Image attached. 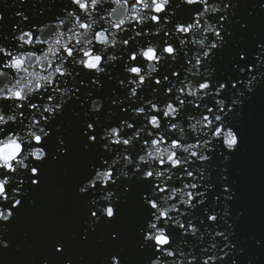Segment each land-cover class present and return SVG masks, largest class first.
I'll return each mask as SVG.
<instances>
[{"label": "clouds", "instance_id": "obj_1", "mask_svg": "<svg viewBox=\"0 0 264 264\" xmlns=\"http://www.w3.org/2000/svg\"><path fill=\"white\" fill-rule=\"evenodd\" d=\"M4 4L0 0V6L6 10ZM182 6L190 16L178 15ZM238 7V0H31L30 9L24 7L20 11L22 18L9 30L0 31V249L13 247L9 225L18 211L36 206L32 192L39 185L28 184L25 178L34 175L33 165L42 170V165L57 159L53 149L62 142L67 110L74 116L81 138L89 137L90 133L95 136L91 149L87 147L92 143L91 138L88 142L81 140V150L92 155L75 184V195L86 198L79 240L86 242L101 223L112 224L123 194L129 190L126 181L143 182L144 190L139 193L142 211L136 225L138 255H125L123 246H114L96 260L83 255L72 257L66 251L57 256L58 251H54L50 257L29 256L22 264H192L195 261V256L183 251V231L179 236H170L168 230L176 225L183 228L185 216H191L197 207L191 204L197 195L208 193L212 195L211 204H215V193L219 191L216 185L226 177L227 167H220L218 176L213 178L211 171L206 170L208 166L202 163L209 159L205 150L211 151L212 158L220 156L222 161H227L229 153L235 150V132L224 142V133L235 126L231 117L223 118L228 116L233 104L241 103L237 97L244 92L237 87L236 96L229 94L232 104L225 111L227 100L218 95L225 88V80H211L215 66L205 71L198 65L201 58L211 64L209 53L223 41L219 36L221 30L231 34L236 23L246 27L237 15ZM258 7L264 10V0H258ZM3 19L4 13L0 11V20ZM185 35L187 43L183 39ZM172 37L176 38L174 46L167 43ZM128 39L134 43L127 44ZM189 46L195 63L187 59ZM168 47H173L177 55L166 52ZM180 54L185 56L183 64L177 58ZM245 54L240 52L241 61L232 64L238 78L232 83L243 77V88L250 92L253 81L264 80V42H257L251 58L245 59ZM178 66L184 73L181 83L177 84L174 77H166L165 82L176 89L174 99L187 96L189 103L194 104L204 100L197 112L187 111L182 103L172 105L166 99L168 88L163 83L157 85L162 76L177 71ZM134 68L139 71H133ZM201 75L207 78L201 80ZM212 100L216 101L215 105ZM25 104L28 107L22 113ZM180 108H185V114L176 119ZM157 112L160 116L154 120ZM218 128L222 129L219 135ZM146 135L150 140L144 146ZM152 140L157 143L153 144ZM64 151L61 148L60 154ZM194 155L201 161L200 166H193L190 180L187 176L181 179L177 165L187 168ZM62 171L68 173L67 168ZM170 179L172 183L168 184ZM20 180L24 183H18ZM156 184L170 190L153 203L152 197L158 195L153 187ZM204 199L201 195L197 204ZM181 204L184 209L180 208ZM228 209L229 205L224 203V212L217 209L216 213L230 216ZM224 223L228 229L216 233L222 240H216V234L211 235L213 256H200L203 264L209 260L212 264L218 261L241 264L238 257L244 250L237 246L238 242L233 243V224L226 219ZM220 227L223 229V225ZM206 231L211 230L206 228ZM76 235L73 233L74 238ZM174 238L177 254L165 255L161 248L171 244ZM24 239H29L28 233ZM58 241L53 242L57 249L65 247L63 240ZM14 247L17 251L21 249L18 243ZM244 264H254V260L248 259Z\"/></svg>", "mask_w": 264, "mask_h": 264}, {"label": "water", "instance_id": "obj_2", "mask_svg": "<svg viewBox=\"0 0 264 264\" xmlns=\"http://www.w3.org/2000/svg\"><path fill=\"white\" fill-rule=\"evenodd\" d=\"M4 2L19 4V0ZM238 3L237 15L247 25L244 28L239 24L233 25L232 40L222 58L217 59L218 72L232 76L236 75L232 70L235 53L242 49L251 58L257 42H264V10L259 9L258 0H238ZM30 6L31 0H28L25 7L30 9ZM15 10V7L5 10L0 6V11L4 13V19L0 20V31L9 30L17 21L18 18L13 15ZM250 10L251 15L248 14ZM233 124L239 133V144L227 161L214 156L213 164L216 167L210 171L212 177L216 178L219 168L227 167L226 182L232 188V199L229 201L231 215L225 219L233 224V241L238 242L237 246L244 250L238 259L241 264L248 259H253L254 264H264V82L257 84L253 92L244 98ZM71 142V162L42 165V182L32 192L36 206L19 210L9 225L13 247L0 249V264H22L29 256L50 257L54 252L53 242L58 240L65 242V250L70 256L83 255L90 260L102 257L115 246L107 238L109 226L103 223L97 226L96 232L86 242L79 240L80 221L86 212L83 201L86 198L75 195V184L86 170V162L92 153L81 150L77 123ZM64 168L68 169L67 174L62 171ZM223 182L217 183V190ZM25 233L29 234L27 240L24 239ZM73 233L77 234L75 238ZM16 243L21 245L20 251L14 247ZM136 255L135 250L130 253V256Z\"/></svg>", "mask_w": 264, "mask_h": 264}, {"label": "snow or ice", "instance_id": "obj_3", "mask_svg": "<svg viewBox=\"0 0 264 264\" xmlns=\"http://www.w3.org/2000/svg\"><path fill=\"white\" fill-rule=\"evenodd\" d=\"M211 2V0H209ZM27 4L26 0L24 3L19 2V6L11 4L9 5L7 2H5L4 7H15L16 11L13 12V15L19 19L22 17L19 16L20 11L25 7ZM187 13L189 16L191 15L190 12H188L187 8L182 6L181 9L178 11V15ZM209 19H212V17H209ZM154 20H157V18L154 17ZM158 22V20H157ZM245 24L247 25V22L244 21ZM239 24V23H236ZM240 25V24H239ZM131 27V26H129ZM147 27V25H145ZM233 30V27H232ZM231 30V34L226 33L225 31L221 30L219 33V36L223 37V41L220 43V46L218 48H215L212 50V52L209 53V59L211 60V64L208 63L207 60L204 58L200 59L199 62V68L205 71H211L212 66L216 67V71L213 73L211 80L219 81V80H225V88L222 92H220L218 95L227 100V103L224 105V110H228V104H232V100L229 99V94L232 96H236V88L239 87L241 90L244 92V95L237 97L241 103L239 104H233L232 110L228 113V116H225L223 119L228 120L229 117L233 119L235 116L238 114V111L240 107L242 106L244 102V98L253 90L256 88L257 84L264 82V80H261L260 82L253 81L250 85L249 88L251 91L249 92L248 90L243 88V77L239 78V82L236 84H233L232 81H237V76H232L230 74H224L222 72H218L217 68V59L222 58V54L224 53L225 49L228 47L229 42L232 40L233 37V31ZM190 34V33H189ZM125 35H127V30H125ZM140 35H143V29H140ZM163 36L164 34L161 33ZM168 35H171L169 33ZM155 38V37H153ZM185 40V43H187V35L183 37ZM175 37H172L171 40L167 41L169 45H175ZM127 44L131 45L134 43L132 39H128L126 41ZM111 51V49H109ZM166 52L172 53V55H177V53L174 51L173 47H168L165 49ZM203 49H201V52ZM243 50H238L235 53L236 59L234 60L233 63L240 62L241 58L239 56V53L242 52ZM134 58V57H133ZM180 61V64H183L185 56L184 54H180L177 57ZM187 59H189L191 62L195 63V61H192L191 58V49L189 46V52L187 54ZM245 59H247V56L245 54ZM232 63V64H233ZM187 67V65H185ZM247 65L245 64V68ZM133 71H139V69H133ZM193 72L196 71L194 68L192 70ZM239 71V69H237ZM184 75L183 70L179 69L173 72L169 71L165 74V76L161 77V80L157 82V85L160 83L164 84L165 88H168L169 90V96L166 97V99L172 101V105L174 106H179L181 103L186 106L187 111L189 112H197L202 104L205 103L204 100L200 101V104H194V103H189V98L187 96H184L182 100L179 99H174V97L177 95L176 89L165 82L166 77L167 78H175L176 83L180 84L181 83V77ZM207 77L201 75V80L206 79ZM181 86V91H182ZM151 90V89H149ZM205 90L206 87H205ZM160 91H163V89H160ZM215 95V93H214ZM211 99V98H209ZM214 105L216 104L215 100L211 101ZM38 106V105H37ZM28 105L25 104L23 105V108H21V112L23 113V109L27 108ZM135 107V106H133ZM35 109H33L34 111ZM206 112L208 111L207 108L204 109ZM216 109L214 108L213 111ZM185 114V108H180L179 109V114L176 116V119H181ZM47 112H45V117H47ZM160 116V113L157 112L153 119H158ZM171 119V117H169ZM76 120L72 113L70 111H65L64 114V124H63V129H62V135L61 139L62 142L57 144L55 148L53 149L57 153V159L55 161H52L54 163H69L72 160L73 157V151H72V134H73V128L76 125ZM92 127H95V125H92ZM230 128L232 126L230 125ZM222 129H217V135L220 134ZM233 132H235V139L237 141L235 145V149L239 144V133L235 128H232L231 131L225 132V143H227V136L233 135ZM155 133H153L154 135ZM81 138V137H80ZM91 138L92 143H88L87 147L91 149L93 147L94 141H95V136L93 134H89V137H83L81 140L83 142H88L89 139ZM150 140L149 136L144 137V146H147L148 142ZM153 144L157 143L156 140L151 141ZM175 142V141H174ZM81 149L83 147V144L81 143L80 145ZM63 148L65 149L63 154H60V149ZM207 152V155L209 156V159L202 161L203 164H206L208 168L206 170H210L213 164V158H212V153L211 151H208L207 149L205 150ZM233 152V151H232ZM230 152L229 155L232 153ZM201 164V161H197L195 159V155L193 156L192 162L188 163L187 168H185L182 164H178V170L182 174L181 179H183L185 176L190 180L191 179V170L193 166L199 167ZM165 167H170V165H165ZM33 168L35 169V173L32 176L26 177L25 179L27 180L28 184H35V185H40L41 181L43 179V174L41 168H37L36 165H33ZM139 175V173H137ZM149 176L154 175L153 173H148ZM224 181L222 184L219 185V191L215 193L216 196V201L215 204L212 205V195L208 193H203L204 197L206 199L203 200L202 203L197 204V201L201 199V195H197L195 199L191 201V204L197 205L194 211H192L191 216H185L184 218V223H183V228L181 229L179 225H176L175 227H169L168 234L172 236L175 234L176 236H179L180 232L183 231V238H182V243H183V251L184 253H187L188 255L195 256L196 259L192 264H203V262L200 261V256H207L211 257L213 256V251L210 250L211 248V243H210V238L211 235L216 234L218 232H221L223 230L228 229V224L224 223L225 217H228V215L222 216L220 214L216 213L217 209H220V211L223 213L224 212V203H227L229 205V201L232 199V188L231 186L226 182L227 181V176L223 178ZM179 182V181H177ZM18 183L23 184L24 180L18 181ZM125 183L129 184V190L127 192H124L123 194V202L119 205V210L117 214L113 217V222L112 224H106L109 226V231H108V240L112 242L115 246H123L125 249L124 254L125 255H130V253L135 250L138 251V248L136 246V225L140 220L141 216V203L139 200V193L144 190L143 188V182L140 184H137L135 181H126ZM172 180L170 179L168 181V184H171ZM13 187H16V184H13ZM154 189L157 191L158 195L152 197L153 203L157 202L159 200V196L164 195L166 192H168L170 189L167 187L161 188L159 184H156L153 186ZM217 187V185H216ZM196 192H200V187H196ZM176 199H179L177 197ZM222 201L224 203H222ZM211 205V206H210ZM230 207V205H229ZM181 209H184L185 206L183 204L180 205ZM111 212V209H109ZM228 212L229 209H228ZM176 214H179L177 211ZM199 214V215H198ZM195 217V219H193ZM202 217V219H201ZM164 219H168V217H164ZM163 223V220L161 221ZM169 225H171V220H169ZM221 225H223V229H221ZM215 226V227H214ZM207 229H210L211 231H206ZM113 233L115 234V238H113ZM203 233V235H201ZM216 240H222V236L219 234H216ZM59 243V241H57ZM176 240L175 238L172 240L171 244H165L161 250L164 251L165 255H172L175 256L177 254V249L173 247L175 245ZM214 243V242H213ZM233 243H235L233 241ZM189 248L192 249L191 252H189ZM165 249H170V251H165ZM54 251H58L59 254L64 253L65 247H61L60 249H57L56 246L54 245ZM216 252H219V248L216 249ZM207 264H212V261L209 260ZM218 264H221V262L218 261Z\"/></svg>", "mask_w": 264, "mask_h": 264}]
</instances>
